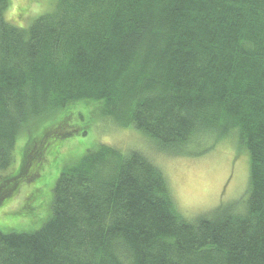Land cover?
<instances>
[{
	"label": "trees",
	"instance_id": "16d2710c",
	"mask_svg": "<svg viewBox=\"0 0 264 264\" xmlns=\"http://www.w3.org/2000/svg\"><path fill=\"white\" fill-rule=\"evenodd\" d=\"M10 5L0 0V208L84 121L75 104L174 155L235 133L250 166L245 197L188 220L147 155L94 146L63 166L40 229L0 230V264H264V0H58L23 28ZM39 128L14 169L18 140Z\"/></svg>",
	"mask_w": 264,
	"mask_h": 264
},
{
	"label": "rangeland",
	"instance_id": "374dc122",
	"mask_svg": "<svg viewBox=\"0 0 264 264\" xmlns=\"http://www.w3.org/2000/svg\"><path fill=\"white\" fill-rule=\"evenodd\" d=\"M57 2L11 0L6 17L17 27H27L39 16L49 12ZM87 103L67 108L68 111L77 109L85 117L84 121L78 117L77 121L69 124L70 131L76 132L56 144L52 154L45 155L47 160L41 177L31 183L22 182L17 195L10 204L7 202L9 206L6 204L0 208V230L33 232L40 229L48 217V211L51 213L48 208L53 202L54 187L63 166L74 163L87 150L101 144L127 153L138 150L147 155L163 172L176 209L188 220L210 214L221 206L234 204L245 197L250 162L248 152L239 144L237 134L232 133L218 140L206 154L174 155L161 151L153 140L134 128L123 127L113 118L103 115L99 104ZM89 123V127L84 126ZM41 128L32 130L29 135L26 133L18 140V161L14 169L21 163L18 158L25 149L27 138L38 136ZM41 165H35L32 170L39 169ZM4 175V172H0V183L5 182L1 178ZM35 190L38 191L30 200Z\"/></svg>",
	"mask_w": 264,
	"mask_h": 264
}]
</instances>
